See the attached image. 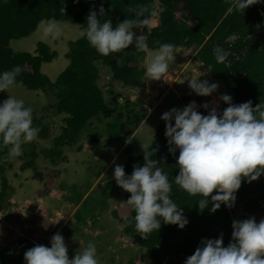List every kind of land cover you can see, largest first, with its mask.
<instances>
[{
	"label": "trees",
	"instance_id": "16d2710c",
	"mask_svg": "<svg viewBox=\"0 0 264 264\" xmlns=\"http://www.w3.org/2000/svg\"><path fill=\"white\" fill-rule=\"evenodd\" d=\"M251 2L253 4L244 11L227 13L231 0H0V71L19 65L21 72L16 76L14 85L21 84L29 90H40L55 96L53 106L58 113L67 115L66 125L57 139L62 145L77 140L91 120L107 119L105 129L108 142L127 140L125 151L129 156L123 168L125 175H130L134 165L142 166L145 161L144 153H133L135 138L128 139L147 117V112L142 106L139 111V100L135 104L127 100L126 104L121 105L117 94L109 89V82L100 87L98 81L101 75L107 74L112 84L119 82L121 87L137 85L144 78L142 75H145V67L139 64L144 55L148 58L158 49L159 44L171 43L174 47L195 48V58L209 69L211 77L233 92L234 104L251 100L255 107L260 102L264 103V0ZM101 6L104 9L103 15L98 11ZM178 8L181 18L177 16ZM90 10L97 12L100 22L111 20L113 26L126 18L135 19L134 27H141L142 34L146 37L147 49L138 52L135 47L128 46L119 52L102 56L89 46L84 34L69 43L66 53L69 64L52 81L42 71V66L52 63L58 57L56 51L43 42L38 43L35 53L17 51L14 48V40L30 36L44 20L69 22L85 30ZM136 11L141 13L140 19L156 16L158 25L150 27L139 23V18L135 17ZM186 20H192L195 24L188 26ZM132 32L135 34L136 28ZM216 46L228 51L226 62L216 63L212 51ZM106 93L110 94V98H106ZM133 105L139 110H134ZM32 125L37 129L42 127L41 135L46 132L41 121L33 116ZM164 132L165 122H162L145 153L149 154V159L157 160L155 166L160 167L169 181H172L178 173L176 158L179 152L169 153ZM8 147L9 145L0 144V171L5 170L3 162L10 158L7 155ZM42 152L47 156H61V152L57 150L44 149ZM31 156L35 157V154L32 153ZM30 162L34 164L35 159ZM58 174V171L49 173L51 180L47 183L48 186H51ZM34 176L38 180H44V170L36 168ZM2 186L1 214L4 213L5 197L11 187L5 178H2ZM213 194L215 191L210 195ZM234 195L253 215L264 218V173L254 181L242 179ZM129 196L130 193L126 192L125 200ZM170 197L182 208V214L188 222L182 229L162 222L157 231L139 233L138 238L147 249L151 264H184L202 239H215L220 234L223 246L228 245L232 218L223 203L214 212L209 210L211 202L205 209H198L196 204L200 195H189L174 183ZM129 208L122 222L125 223V231L133 235L138 232L132 220L134 209L131 206ZM50 216L55 219L53 214ZM88 225L91 227L90 222ZM59 228L60 226L54 228L53 220V225H48L41 232L42 242H49ZM64 231L62 229L60 234L67 243L70 234L69 231ZM66 247L68 249L67 245ZM29 248V240L25 242L21 238L15 247L0 245V264H24L23 255Z\"/></svg>",
	"mask_w": 264,
	"mask_h": 264
},
{
	"label": "clouds",
	"instance_id": "9594fccd",
	"mask_svg": "<svg viewBox=\"0 0 264 264\" xmlns=\"http://www.w3.org/2000/svg\"><path fill=\"white\" fill-rule=\"evenodd\" d=\"M251 4V0H231L227 13L244 11ZM98 11L103 15L102 6ZM135 17L141 24L149 22L146 17L140 19L139 11L135 12ZM44 21L47 23L41 28L42 39L58 38L62 32L59 22ZM135 23V19L126 18L113 26L111 20L100 22L97 12L90 10L86 17V40L99 55L108 56L133 43L131 29ZM135 48L138 52L147 49L144 34L135 37ZM212 51L216 63L226 62L227 50L216 46ZM174 53L171 43L159 44L145 61V77L150 80L164 78ZM20 72L19 65L0 71V91L13 86ZM188 87L197 96L207 97L217 90L218 85L197 77L188 80ZM219 99L227 105L219 113L216 107H212L206 115H201L195 101L181 109L172 108L162 113L160 119L165 122L168 151L179 152L176 158L178 173L172 181L160 167L155 166L157 160L149 159L145 152L144 164L134 165L130 175H125L122 165L114 166L116 185L130 193L120 205L126 204L134 209L132 220L138 233L157 231L162 222L180 229L185 227L188 221L182 214L183 210L170 197L173 183L189 195H200L196 204L198 209H205L211 202L209 210L214 212L221 203L226 207L234 203V193L242 179L254 181L264 173V103L260 102L255 107L251 100L233 104L228 94H221ZM201 107L208 109V104ZM37 131L32 125V109L25 106L22 99L9 95L0 101V144L9 145V157L19 155L21 144L32 141ZM214 191L215 194L210 195ZM231 229L227 246L222 244V234L215 239H202L184 264H264V218L258 222L252 217L233 220ZM23 260L24 264H98L94 241H89L69 259L59 233L51 237L50 246L39 244L27 249Z\"/></svg>",
	"mask_w": 264,
	"mask_h": 264
},
{
	"label": "rangeland",
	"instance_id": "374dc122",
	"mask_svg": "<svg viewBox=\"0 0 264 264\" xmlns=\"http://www.w3.org/2000/svg\"><path fill=\"white\" fill-rule=\"evenodd\" d=\"M177 16L181 18L179 8ZM151 18H155L151 24L157 22L156 16ZM186 23L188 26L195 24L192 20H186ZM190 48L186 47L184 52L178 54L177 62L169 65L170 74L161 78L164 86L157 90V84L152 80L153 89L148 93L144 92L141 98L143 84L121 87L119 82L112 84L105 74L102 86L109 82V89L117 94L121 105L126 104L127 100L134 104L139 100L140 110L134 105L132 107L141 111L142 106L147 115L153 108L156 109V106H162L128 139H137L132 146L133 153L142 154L149 149L154 138V129L163 121L160 120L162 113L172 108L181 109L189 102L195 101L197 111L206 115L212 107H216L218 113L227 107L223 101L217 99L223 94L222 91L226 94L224 85L211 77L210 72L205 76V65L195 61V53ZM146 60L144 55L139 64L145 67ZM67 61L69 62V59ZM191 69L202 79L218 85L217 90L212 93L216 95L215 98H210V95L197 96L190 90L188 80L193 75L189 73ZM142 76L144 78L141 80L144 81L145 75ZM20 86L22 85L17 84L10 86L6 91H0V101L7 99L9 95L22 99L25 106L32 109V116L45 126L46 132L44 136L41 135L40 126L32 141L21 144L19 155L3 162L5 170L0 171V191L3 187L2 178L7 179L12 188L8 189L5 197L4 213H0V245L15 247L21 238L25 239V242L29 240L30 247L39 244L48 247L50 241L42 242L41 232L46 230L48 225H53L54 220V228L60 226L57 233L60 234L62 228L66 233L69 231L68 244L64 241L68 246L69 259L81 251L89 241H94L98 264H151L149 253L138 238L140 234L130 235L125 231L122 218L130 208L126 204L120 205L126 201V192L118 187L113 179L114 166H123L127 162V140L108 142L105 129L107 119L99 118L91 120L88 129L86 128L77 140L62 145L57 139L66 125L67 115L58 113L53 106L56 102L55 96L40 90H29L24 86L19 89ZM105 96L110 98L109 93ZM205 103L208 104V109L201 107ZM44 149L60 151L61 156H47L42 152ZM32 153L35 157L31 156ZM33 159L34 164L30 162ZM36 168L44 170V180L36 179ZM53 171H58L59 174L53 179L51 186H48L47 183L51 180L49 173ZM240 207L237 206V209ZM230 210L235 212V207H230ZM49 213L53 214L55 219ZM249 217L257 222L261 219L260 216L244 213V219Z\"/></svg>",
	"mask_w": 264,
	"mask_h": 264
},
{
	"label": "crops",
	"instance_id": "0c3cea01",
	"mask_svg": "<svg viewBox=\"0 0 264 264\" xmlns=\"http://www.w3.org/2000/svg\"><path fill=\"white\" fill-rule=\"evenodd\" d=\"M155 19V18H154ZM153 18H149L148 19V24H146V25H148V26H150V27H155V26H157L158 25V19H157V22L155 21L153 24H151V21L152 20H154ZM50 21H54V20H48V22H50ZM57 22V21H56ZM44 23H47V22H41L40 23V25L38 26V29L35 31V32H33L30 36H28V37H25V38H21V39H19V40H14L12 43H13V45H15L14 46V48L17 50V51H28V52H30V53H35L36 52V49H37V45H38V43L39 42H43V43H45V44H47L53 51H56L57 53H58V57L52 62V63H47V64H44L43 66H42V71H44L48 76H49V78L52 80V81H55L56 80V78L58 77V75H59V73L64 69V67L66 66V65H68L69 64V62L67 61V57H66V53L68 52V50H69V43L71 42V41H76L77 39H79V38H81L84 34H85V30L81 27V26H79V25H75V24H72V23H69V22H67V23H62V22H59V24H60V26H61V29H62V32H61V35L58 37V38H56L55 40H53V39H42V37H41V28L43 27V24ZM156 23V24H155ZM133 28H136V33H138L137 34V36H139V35H141L142 34V31H141V27H133ZM132 28V29H133ZM132 29H131V31H132ZM135 37L136 36H134L133 37V43L132 44H130L129 45V47H131V48H134L135 47ZM176 49H174V59H173V61L172 62H169V65L171 64V63H176L177 62V60H178V57H179V55L178 54H180V53H182V52H184V49H186V47H181V46H178V47H175ZM190 49H192V51H194V53H195V55H196V53H197V51H195V48H193V47H191ZM152 55V53L148 56V58L150 57ZM195 55H194V59H195V61H197V62H200V64L202 65V66H204V64L201 62V61H199V60H197L196 58H195ZM147 58V59H148ZM168 65V71H167V73L166 74H170L169 73V71H170V66ZM203 68H205V71H206V75L205 76H207L208 75V73H209V69L206 67V66H204ZM189 73H193V75H191V78H193V79H195V78H197L198 77V80H204V79H202V77L199 75V74H196V71L195 70H192L191 69V71L189 72ZM165 74V75H166ZM104 76H105V73L104 74H102L101 75V77H100V79H99V85H100V87H101V84H103V78H104ZM109 77V76H108ZM166 77V76H165ZM168 78H169V76H168ZM163 79H160V80H154V82H155V84H157V90L158 89H161L160 87H162V86H164L163 84H162V82H164V81H162ZM152 80H150V79H148V78H146L145 77V80L144 81H142L141 80V82L139 83V84H143L144 85V87L142 88V90H141V95H140V98L142 97V95L144 94V92H149V91H151L153 88H152V82H151ZM169 82V79L167 80V83ZM138 84V85H139ZM21 85V84H20ZM182 85V84H181ZM23 87V85L22 86H20V87H18L19 89H21ZM179 87V86H178ZM225 87V86H224ZM164 89V88H163ZM224 90H226L225 92H226V94H228L230 97H231V100H232V102H233V104H234V99H233V92L230 90V89H227V88H225ZM183 91V90H182ZM181 91V92H182ZM223 92V94H224V91H222ZM137 93H139V92H137ZM215 94H210V98H215ZM139 98V99H140ZM186 98V97H185ZM144 101V100H143ZM147 103V102H146ZM164 104V103H163ZM159 108H162V106H160V107H157L156 106V109H154L153 108V110H151L150 112H149V114L147 115V117L146 118H144V120H143V122L140 124V126L146 121H148L151 117H152V115L154 114V112L157 110V109H159ZM161 120V119H160ZM162 122H164V121H162ZM161 122V123H162ZM160 123V124H161ZM159 124V125H160ZM140 126H139V128H140ZM159 127V126H158ZM158 127L157 128H155L154 129V132L156 133V131H157V129H158ZM137 132V131H136ZM155 133H154V135H155ZM134 134H136V133H134ZM135 136V135H134ZM137 140V139H136ZM136 140H135V143H136ZM153 142V141H152ZM134 143V144H135ZM145 149V148H144ZM146 152V151H145ZM123 167H124V165H123ZM237 206H241L239 209H237ZM230 207H235V212H232L231 210H230ZM227 209H228V212L230 213V215H231V218H232V221L233 220H237V221H239V220H243L244 219V213H248V214H252L245 206H244V204H243V202H241L239 199H236L235 198V201H234V203L231 205V206H228L227 207ZM253 215V214H252Z\"/></svg>",
	"mask_w": 264,
	"mask_h": 264
}]
</instances>
